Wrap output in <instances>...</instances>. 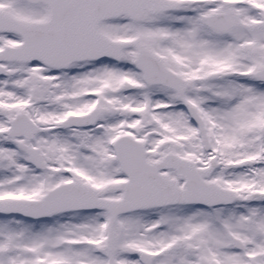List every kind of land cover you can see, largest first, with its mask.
<instances>
[{
    "label": "snow or ice",
    "instance_id": "6c2138e0",
    "mask_svg": "<svg viewBox=\"0 0 264 264\" xmlns=\"http://www.w3.org/2000/svg\"><path fill=\"white\" fill-rule=\"evenodd\" d=\"M0 264H264V0H0Z\"/></svg>",
    "mask_w": 264,
    "mask_h": 264
}]
</instances>
